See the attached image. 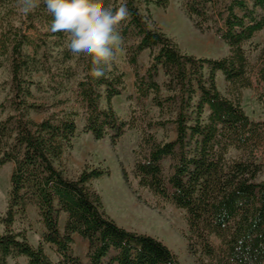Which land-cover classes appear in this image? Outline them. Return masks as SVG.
Here are the masks:
<instances>
[{
    "label": "trees",
    "instance_id": "trees-1",
    "mask_svg": "<svg viewBox=\"0 0 264 264\" xmlns=\"http://www.w3.org/2000/svg\"><path fill=\"white\" fill-rule=\"evenodd\" d=\"M141 3L125 0L130 17L121 31L126 42L134 38L125 53L135 75L136 99L143 103L153 96L162 115L171 110L168 120L150 122L147 128L172 125L176 137L158 142L145 133L136 151L139 184L186 211L190 231L207 255H214L209 241L213 235L225 248L227 264H264V180L257 182L264 122L252 121L239 101L225 98L216 83L221 72L238 93L253 86L242 47L264 30V0H224L221 6L215 0H185L189 15L205 23L213 20L217 35L230 46V56L221 60L183 53L145 16ZM154 3L165 8L169 0ZM2 5L0 0V71L10 57L14 114L0 121V170L13 164L8 207L0 215V264L17 258H26L28 264H83L72 251L75 235L88 244V264H179L164 243L127 230L108 216L101 196L91 188L107 170L86 167L76 179L67 176L63 161L73 147L79 113H52L39 123L29 118L31 110L48 112L27 102L32 82L26 79L30 61L25 46L34 43L23 33L19 0H13L6 11ZM45 20L51 30L53 17L48 12ZM146 51L149 64L141 74L139 58ZM84 57V77L76 93L85 132L97 141L109 138L116 145L135 128V122L122 120L112 105L126 90L125 74L112 64L103 78L93 79L90 58ZM161 73L163 85L158 82ZM48 75L57 92L74 77L70 69ZM256 82L264 84V64ZM103 98L106 108L101 107ZM261 102L264 105V97ZM232 149L242 151L244 158L229 161ZM166 160L171 161L169 175L163 167ZM30 206L38 209L46 229L38 247L14 229L17 218L25 217ZM62 214L67 216L63 233ZM45 244L56 248L58 263L46 254Z\"/></svg>",
    "mask_w": 264,
    "mask_h": 264
},
{
    "label": "rangeland",
    "instance_id": "rangeland-1",
    "mask_svg": "<svg viewBox=\"0 0 264 264\" xmlns=\"http://www.w3.org/2000/svg\"><path fill=\"white\" fill-rule=\"evenodd\" d=\"M13 0H1L3 11L9 9ZM141 10L146 17L150 16L157 27L170 37L183 53L201 59L221 60L230 56L231 48L216 33L214 21H204L191 17L186 8L185 0H169L167 7H158L154 0L146 4L141 0ZM224 0H215L220 6ZM125 0H105L110 8H116ZM20 9V6H19ZM210 13L211 6L208 7ZM20 13V24L23 33L33 40L34 46H25L30 67L26 79L31 81L29 87L31 97L27 102L31 105L42 106L48 112H29V118L39 123L52 113L78 112L76 119L78 131L73 140V147L66 151L64 167L67 176L76 179L86 168H101L108 171L103 178L93 181L91 188L102 198L105 212L116 223L133 232L152 236L164 243L176 256L179 264H227L225 248L213 235L209 237L214 248V255L205 253L201 242L194 236L189 228L186 211L177 208L173 203L155 195L149 189L139 184L135 171L136 151L142 143L145 133H151L158 142L171 141L176 137L175 127L167 129L147 128L150 122L165 121L170 118L171 110L162 115L153 104L150 96L143 103L136 99L134 87L135 75L129 65L125 53L128 44L134 42L130 37L128 42L123 39V44L118 50L113 65L125 74L126 90L113 100L112 105L118 116L124 121H134L135 128L128 131L122 139L113 145L109 138L97 141L91 134L85 132V116L77 100V84L84 77V56H76L67 47L68 38L64 33L60 36L53 35L45 20L46 8L41 6L29 15ZM123 23L120 26L122 31ZM249 63V75L253 81L251 88L240 90V93L230 85L224 75L219 72L216 76L217 88L221 94L234 102L240 103L246 115L255 122H264V84L256 82L260 67L264 64V30L243 44L242 47ZM150 52H144L139 58L141 74L148 67ZM70 69L74 74L73 79L67 82L60 92L54 90L55 83L49 80L48 72L55 73ZM12 69L11 58L4 61L0 71V121L13 115L12 109ZM158 82L163 85L165 78L161 73ZM163 95L166 92L163 90ZM106 100H101V107L106 108ZM257 159L261 165V173L257 182L264 180V144L258 145ZM229 161L244 158V153L232 149L228 155ZM171 161L163 162L165 174L170 173ZM13 164H8L0 170V215L8 207L11 190V174ZM67 216L60 217V230L63 233ZM19 232L28 239L34 247L43 241L46 229L35 206H30L25 217H18L14 225ZM49 258L58 263L60 257L56 248L44 245ZM74 256L83 264H88V244L78 235L74 236L72 246ZM9 264H28L26 258L10 259Z\"/></svg>",
    "mask_w": 264,
    "mask_h": 264
},
{
    "label": "clouds",
    "instance_id": "clouds-1",
    "mask_svg": "<svg viewBox=\"0 0 264 264\" xmlns=\"http://www.w3.org/2000/svg\"><path fill=\"white\" fill-rule=\"evenodd\" d=\"M41 3L53 17L51 31L67 36L73 55L90 58L93 79L103 78L123 44L119 29L130 17L127 7L121 3L113 9L105 0H19L26 16Z\"/></svg>",
    "mask_w": 264,
    "mask_h": 264
}]
</instances>
